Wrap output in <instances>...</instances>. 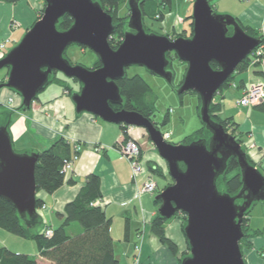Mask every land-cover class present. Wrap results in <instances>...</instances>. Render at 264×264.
<instances>
[{
    "label": "water",
    "instance_id": "1",
    "mask_svg": "<svg viewBox=\"0 0 264 264\" xmlns=\"http://www.w3.org/2000/svg\"><path fill=\"white\" fill-rule=\"evenodd\" d=\"M128 6V29L120 46L113 49L109 44L113 18L96 0H46L42 17L0 60V70L10 68L0 90H13L22 98L23 109H29L54 72L77 79L82 88L73 94L72 101L78 114L86 112L109 123L145 129L167 163L174 183L156 199L160 200L158 213L166 220L178 213L187 217L183 232L190 254L181 264H246L240 247L245 237L242 224L252 204L264 201V174L249 163L247 152L236 137L213 119L210 107L221 87L261 41L247 34L236 18L216 13L209 0L194 1L192 36L176 39L146 32L140 0H129ZM65 15L71 16L74 23L68 30L60 31L57 25ZM71 45L92 50L102 66L91 69L72 65L64 57ZM169 54L187 64L183 83L176 92L182 95L193 91L199 95V116L211 134L209 140L201 138L190 144L166 142L150 119L137 111H116L112 107L124 102L117 81L131 66L144 67L173 85ZM232 157L238 160L243 182L235 196L217 186ZM37 162V153L16 151L8 127L0 126V198L13 204L30 228L36 225L39 215ZM237 200L242 201L238 204Z\"/></svg>",
    "mask_w": 264,
    "mask_h": 264
},
{
    "label": "crops",
    "instance_id": "2",
    "mask_svg": "<svg viewBox=\"0 0 264 264\" xmlns=\"http://www.w3.org/2000/svg\"><path fill=\"white\" fill-rule=\"evenodd\" d=\"M193 1L195 0H172L171 6L165 8L160 29L165 35H176L189 30L191 22L188 17L193 12ZM209 1L216 13L230 15L244 26L264 32V0ZM43 6V0H18L16 3L0 1V41L9 40L8 49L16 46L38 20ZM176 6L178 10L174 12ZM4 75L0 73V79ZM256 77L264 78V68L246 71L245 75L240 76L239 83L234 78L232 86L219 91L214 102L222 104L220 116L223 119L230 118L237 124L239 137L244 141L243 147L255 166L264 174V112L256 106L246 108L237 104L247 84ZM57 78L60 82L46 88L29 109L21 108L22 99L13 90H0V126L4 125L1 114L10 112L9 132L17 151L37 153L60 138L71 145L72 155L76 145L81 147L79 158L74 169L67 175L65 184L52 194L37 192V198L44 202L43 207L38 210L42 216L41 224L37 226L38 231L43 229L44 232L47 227L56 229L60 226L63 219L59 214H63L66 204L78 196L85 186L87 176L96 174L100 178L99 206L112 219L114 252L120 264H134L135 246L138 244L141 247L139 253L142 264H179L182 252L188 249L182 217L175 216L165 223L166 236L178 246L177 254L162 244L150 230L151 222L158 214L155 198L164 186H160L151 172L158 189L154 194L142 192L146 175L139 176L135 181L129 161L116 147L124 135L121 125L103 121L90 113L78 114L72 96L80 91V85H71L68 81ZM243 81L244 87L240 86ZM9 98L14 99V110L7 105ZM129 128L131 131L128 136L138 141L146 163L151 162L154 168L163 167L162 159L152 142H145L144 134L137 132L135 127ZM68 180L73 183H67ZM261 202L255 204L249 215L248 228L255 233L242 244L246 264H264V203ZM127 219L131 227L128 241L124 239ZM11 235L0 228V246H6L17 253L29 254L36 258L38 264H50L40 256L34 240L20 237L19 247L27 249L32 245L28 241L34 243V253H30L26 249L11 247ZM140 236L142 239H139Z\"/></svg>",
    "mask_w": 264,
    "mask_h": 264
},
{
    "label": "trees",
    "instance_id": "3",
    "mask_svg": "<svg viewBox=\"0 0 264 264\" xmlns=\"http://www.w3.org/2000/svg\"><path fill=\"white\" fill-rule=\"evenodd\" d=\"M0 1L16 3L18 0ZM125 1L126 0H96V2L101 5L103 10L110 14L113 18L114 31L109 38V44L113 49H117L120 46L125 32L128 29L127 23L130 18V14L120 17L118 12L119 7ZM140 3L143 10L144 29L147 32H150V29L145 24V18L149 16L150 18H155L156 20H162L164 17L162 8L165 9L167 6H171L172 0H140ZM45 7L46 0H44L43 12ZM156 7L159 8L157 9L158 11L155 9ZM191 17L192 16H189L188 19ZM73 23L74 19L69 15H65L60 19L57 29L60 31L68 30L73 25ZM241 26L247 34L259 39L261 44L264 43V36L262 32H259L251 27L244 26L243 24H241ZM190 27L191 29L189 36L185 33L186 31H184L176 34L174 37H191L193 33V21L191 22ZM231 34L232 29H230L229 32V35ZM80 47L83 50L86 48L84 46ZM65 54L66 51L64 53V57L67 58ZM167 57L171 62L177 59L173 54H169ZM70 63L72 65H77L73 64L71 61ZM211 65L214 69H218V65L216 63H212ZM247 65L248 58H246L245 61H243L238 66L237 71L221 87L220 91L230 88L235 78V74L246 72ZM101 66L102 64L98 57V60L94 63L93 69H97ZM171 66L172 63L168 67L169 70H172ZM9 71L10 68H5V75L0 79V83L5 82V78L8 76ZM56 74L57 72H54L50 76V80L46 88L53 82H60ZM73 80L80 83L77 79ZM182 83L183 80L180 82L179 86L172 85L177 95L179 94L176 92V88H179ZM117 85L119 86L120 94L124 102L121 105H112L114 110L119 111L122 109H127L137 111L144 117L150 119L154 123L155 127L160 131L158 124L152 119L155 114V105L151 86L140 75L129 77L127 75V71L124 78L117 81ZM244 85V81L241 82L240 86L244 87ZM80 86L81 90V83ZM189 93H193L198 96L200 110L201 101L199 95L193 91H189ZM184 94L180 96H183ZM37 99L38 98H36V100ZM221 105L222 104L220 102L215 103L213 100L210 107L211 116L215 121L220 123L225 128L226 132L235 136L236 140L240 142L243 147L244 141L239 137L237 124L233 123L230 118L223 119L220 116ZM21 108L23 109L24 107L21 106ZM256 108L264 112V102L260 105H257ZM1 115L4 117V125H6L9 129L11 113L6 111ZM168 121L169 117H166L164 124H167ZM120 125L123 129L124 136H126V139H128L129 136L126 132L128 126L122 124ZM210 136L211 134L206 130L203 124L202 129H200L193 137L187 139L182 144H190L193 141L201 138L209 140ZM243 149L245 150L244 147ZM37 154L38 162L35 170L37 192L44 191L46 193L52 194L61 188L66 182L67 174L63 173V168L64 161L66 159H70L72 156L71 145L64 138H60L50 147L37 152ZM247 158L249 163L255 166L248 153ZM147 167L150 172L154 173V175L159 174L163 176L162 170L159 167L154 168L151 162L147 163ZM181 167L184 168V165L181 164ZM67 183H73V181L68 180ZM171 184L172 183L165 185L164 188ZM217 186L220 191L226 192L231 196H235L239 193L243 186V182L237 158L232 157L229 159L226 172L218 178ZM161 191H158V194ZM100 199V178L96 174H90L87 176L85 186L82 188L78 196L73 201L66 204L63 214H59V217L63 219L62 224L56 229H53L52 227L46 228L53 229V235L51 237H47L45 231H36L37 226L41 224L42 216L40 213L37 219H35L34 223L36 225L31 228L27 227L14 205L9 203L4 198H0V228L17 237L34 240L37 244L40 256L43 259L49 261L50 264H120L114 252V239L111 232L112 219L107 217L101 206L95 205V203L100 201ZM241 201L242 200H237V203L239 204ZM155 203L157 206H159L160 200L155 199ZM43 204V200L37 198V208H42ZM254 205L255 203L252 204V206L246 211L244 215L242 229L245 237L240 243L241 250L243 249L242 244L245 242V240L255 233L248 228L249 215ZM179 214L180 213L176 214L175 216H178ZM182 219L184 229V226L187 222V217L185 214ZM167 221L168 220L161 217L158 213L151 222L150 230L151 233L155 235L162 244L166 245L173 253L177 254L178 246L166 236L165 223ZM74 223H77L79 226H76ZM31 225L33 224L31 223ZM72 227H75V233H70V229ZM78 228L80 229L79 231ZM130 231V221L127 219L125 221L124 229V239L126 241L130 239ZM189 249L190 248L188 245V250ZM184 257L185 255L180 256L179 264H181V261ZM0 264H38V262L36 258L29 254L17 253L6 246H0Z\"/></svg>",
    "mask_w": 264,
    "mask_h": 264
},
{
    "label": "rangeland",
    "instance_id": "4",
    "mask_svg": "<svg viewBox=\"0 0 264 264\" xmlns=\"http://www.w3.org/2000/svg\"><path fill=\"white\" fill-rule=\"evenodd\" d=\"M128 1L129 0H126L119 7L118 12H119L120 17H124L125 15L130 14ZM43 2H44V0H43ZM193 3H194V1L192 2V5H193ZM155 9L157 10L159 8L156 7ZM162 10H163V12L165 11L164 8H162ZM177 10H178V7L176 6L174 9V12H176ZM42 15H43V8L39 11L38 20L42 17ZM188 20L190 22H192L193 18L191 17ZM161 21L162 20H156L155 18H150L149 16L145 18V24L150 29L151 33H156L159 35H165L164 31L160 30L161 29ZM190 29H191V27L189 28L188 31L185 32L188 36L190 35ZM174 36H176V35H172V36H168V37H170L171 39H176ZM179 37H185V36H179ZM186 38H189V37H186ZM14 47H12V48H14ZM11 49H9V50H11ZM65 55H66L67 59H69L73 64H80V65L85 66L86 68H91V69L93 68L94 63L98 60V56L92 50H90L88 48H85L83 50L78 45H71L70 47H68ZM171 69L174 72L173 86H179L180 82L183 80L184 75L186 73L187 64L182 62V61H179L178 59H175L172 61ZM126 71H127V75L129 77L134 76V75H140L151 86V88L153 90V100H154V105H155V114H154L152 119L154 122H156L158 124L160 131L162 132V135L165 132L171 133V138L169 139V141L165 140L166 142H169L172 144H182L187 139L193 137L200 129H202L203 123H202V120L199 116V104L200 103H199V99H198L197 95H195L193 93H189V92L185 93L183 96L177 95L171 84H169L165 79H163L159 76L153 75L144 67L131 66ZM0 73L4 74L5 69L0 70ZM243 74L245 75V72L235 74V79L238 83L241 81L240 76H242ZM56 76L62 78L65 81H68L71 85H74V84L80 85V83L74 81L73 79L67 78L61 72H57ZM54 84H56V82L49 84L47 89L50 88L51 86H53ZM66 93H69V92L66 91ZM41 94H43V91L39 95H41ZM17 95H19V94H17ZM11 110H14V109L11 108ZM166 117H169V121L167 124H164ZM135 128H136L137 132H139V133L142 132V134H144L145 142L151 143V140L149 139L148 134H147L145 129H143L141 127H135ZM141 144L143 145L142 142H141ZM152 145H153V143H152ZM17 146H19V145H17ZM153 147H154V145H153ZM141 153L143 155L142 148H141ZM161 162L163 164V167H161L160 169L163 172V176H161L159 174H155V177L158 180L160 186L163 187V186L170 184V183L173 184L174 182H173V179L171 178V176L168 174L167 163L163 159ZM164 189L165 188H163V190ZM40 192H42V191H39V193ZM260 202L261 201L256 202L255 204H258ZM261 203H264V201ZM178 216L183 217L184 214L180 213ZM74 224H76V226H79L77 223H74ZM42 230L43 229H40L39 231H42ZM37 231H38V228H37ZM70 233H75V227H72L70 229ZM140 237L141 238H139V239H142V236H140ZM10 238H13V240H11L12 241L11 247H13L14 249H19V250L26 249V248H24V246L19 247V242L21 240L20 237H17L15 235H11ZM28 242H29L28 244H32V245L30 248L28 247L26 250L29 251L30 253H34V250H33V244L34 243H32L30 241H28ZM25 244H27V243H25ZM135 250H136V255L134 257V264L136 263V259L139 260L138 264H142L141 258H140V253H139V252H141V247L138 249L135 246ZM188 253H189V250L187 249L186 251L182 252L181 255L186 256V255L190 254V253L189 254ZM179 262H180V258H179Z\"/></svg>",
    "mask_w": 264,
    "mask_h": 264
},
{
    "label": "built area",
    "instance_id": "5",
    "mask_svg": "<svg viewBox=\"0 0 264 264\" xmlns=\"http://www.w3.org/2000/svg\"><path fill=\"white\" fill-rule=\"evenodd\" d=\"M243 2H249L250 0H241ZM16 25V24H15ZM264 36V32H262ZM8 43L9 40L0 41V60H2L6 54L8 53ZM248 65L247 71H252L256 68H264V43L260 44L257 48H255L248 55ZM264 102V78L256 77L253 78L244 89L242 96L237 101V104L242 107L252 108L254 106L260 105ZM14 103L13 98H9L7 105L11 106ZM130 127V126H129ZM130 128L126 129L127 135L130 133ZM163 138L166 141H169L171 138L170 132H165L163 134ZM119 152L128 159L131 169L133 179L137 181L138 177L141 175H146V181L143 185L142 192L154 194L158 188L157 181L154 175L148 170L147 163L145 157L141 153V146L137 140L129 137L126 139V136L123 135V138L119 140L116 144ZM81 147L80 145L75 146V150L70 159H66L64 161L63 173L67 175L74 169V164L79 158ZM100 201H97L95 205H99ZM45 234L47 237H51L53 235V229L48 228L45 230ZM139 249L140 244L136 245ZM138 259H136V263L138 264Z\"/></svg>",
    "mask_w": 264,
    "mask_h": 264
},
{
    "label": "flooded vegetation",
    "instance_id": "6",
    "mask_svg": "<svg viewBox=\"0 0 264 264\" xmlns=\"http://www.w3.org/2000/svg\"><path fill=\"white\" fill-rule=\"evenodd\" d=\"M10 51V50H9ZM162 133V132H161Z\"/></svg>",
    "mask_w": 264,
    "mask_h": 264
}]
</instances>
